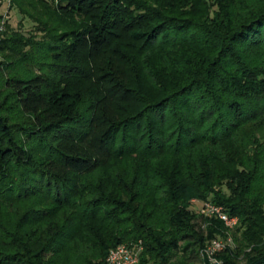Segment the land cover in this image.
<instances>
[{
    "label": "trees",
    "instance_id": "16d2710c",
    "mask_svg": "<svg viewBox=\"0 0 264 264\" xmlns=\"http://www.w3.org/2000/svg\"><path fill=\"white\" fill-rule=\"evenodd\" d=\"M11 1L44 33H11L0 53L60 46L45 0ZM56 5L90 19L64 41L70 59L81 36L109 52L127 45L119 62L129 77L110 81L133 98L101 112L106 125L98 131L82 90L51 87L42 74L5 77L8 95L30 121L10 122L0 112V200L31 203L0 236V264H103L110 248L138 240L136 264H211L201 249L225 227L197 213L193 198H210L238 217L240 248L213 258L264 264V59L242 53L245 45L264 44V0ZM74 138L75 146L66 143ZM161 154L176 157L164 163ZM88 243L97 251L92 259L85 258ZM70 247L75 254H62Z\"/></svg>",
    "mask_w": 264,
    "mask_h": 264
},
{
    "label": "rangeland",
    "instance_id": "374dc122",
    "mask_svg": "<svg viewBox=\"0 0 264 264\" xmlns=\"http://www.w3.org/2000/svg\"><path fill=\"white\" fill-rule=\"evenodd\" d=\"M45 2L49 5L50 12L54 13L52 25H56L58 31L61 33L59 37L64 40L61 41V44H58L60 46L49 47L44 45V47L41 48L34 46L28 48L23 46L16 51L11 49L10 51L3 50L1 52L3 57L0 55V59L3 61V70L0 72V112L7 115L10 122L25 123L30 121L28 115L23 114L15 107L13 97L9 96L5 89L4 80L8 75L42 74L46 77L51 87L82 90L86 95V102H90L89 104L93 109L94 121L96 119L93 123H96L98 131H102L106 125L104 124L107 117L106 108L115 106V101L124 103L126 99L133 98L131 90L125 89L124 86L122 87L120 82L110 81L113 75H116V77L123 82H125V77H129V71L126 65L119 62L121 56L127 51V45L124 44V47H121V49L115 48L109 52L107 51V46L97 48L91 47L81 36V41L77 42L79 43L77 55L70 59V57L67 56V47L63 43L64 41H70V31L72 28H75V31H77L81 27L87 25L90 19L85 14L61 12L57 9V0H45ZM211 7H214V5ZM5 8L6 7L2 6L0 3V19L4 17V22L1 23L0 27V41L11 33L24 38L28 37L30 33L36 34L38 38L41 33H44V30L39 31L36 29L35 23L28 16H24L18 12L13 1H10L6 14L3 13ZM47 33H49V31ZM61 50H64L62 51V56L59 59H55L53 54ZM242 53L243 56L261 61L264 59V44L258 45L257 47L245 45L243 46ZM142 78L141 76L137 81H140ZM85 105L86 103H84L82 107ZM139 105L140 104L137 103L135 107L137 108ZM105 110L106 114L101 113ZM113 118H118L117 114L114 115ZM66 141L68 145L73 144L75 146V138ZM27 151H29L31 155H39L37 151H30L29 149H27ZM175 157L172 154H161L157 158H161V161L164 163H171L172 160H175ZM11 177L15 178L14 176ZM95 179L96 177L93 178V180ZM2 181L3 180L0 179L1 195V190L4 188L1 184ZM191 201L194 209L200 215L203 214V217H206V214L201 210L204 208L205 204L209 202L213 203L210 198L200 200L193 198ZM30 203V199L16 202L7 201L4 198L0 200V236L5 237L8 232L13 230L15 223L24 215L23 213L25 209L30 206ZM220 206L223 208L222 205ZM63 209L65 213L62 212L60 216L65 217L69 209L67 206L66 208L63 207ZM207 216L218 218L215 215ZM237 223L238 217L236 216L233 217V220L223 221L225 230L223 235L217 238L229 239V244L217 251V254H222V250L226 248H234L235 246L236 249H238V247L240 248L242 243L240 242V229L236 231ZM82 241L80 243H82ZM88 246L89 248L87 252H85V258L88 257L92 259L97 251H94L96 248L93 244L88 243ZM249 247L250 245H248L245 250H248ZM71 252L75 254V248L70 247V250L67 249L62 252V254L64 253L69 256ZM210 261L212 263L219 260L212 258Z\"/></svg>",
    "mask_w": 264,
    "mask_h": 264
},
{
    "label": "built area",
    "instance_id": "2783aa9c",
    "mask_svg": "<svg viewBox=\"0 0 264 264\" xmlns=\"http://www.w3.org/2000/svg\"><path fill=\"white\" fill-rule=\"evenodd\" d=\"M10 1L11 0H0L1 5L6 7L3 11L4 14L8 11ZM3 20L4 17L0 19V27L1 23L4 22ZM201 211L206 215H215L223 221L233 220V217H229L224 209L215 203H206ZM227 244H229V239L213 238L205 244L200 254L212 259L213 255L217 251L223 249ZM141 251L142 244L140 240L131 243H119L109 249L103 264H136Z\"/></svg>",
    "mask_w": 264,
    "mask_h": 264
},
{
    "label": "water",
    "instance_id": "95a60500",
    "mask_svg": "<svg viewBox=\"0 0 264 264\" xmlns=\"http://www.w3.org/2000/svg\"><path fill=\"white\" fill-rule=\"evenodd\" d=\"M211 264H222V262H220V261H214Z\"/></svg>",
    "mask_w": 264,
    "mask_h": 264
}]
</instances>
